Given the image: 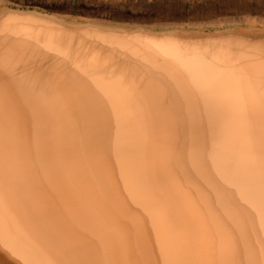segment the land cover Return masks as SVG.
Returning <instances> with one entry per match:
<instances>
[{"label": "bare ground", "instance_id": "bare-ground-1", "mask_svg": "<svg viewBox=\"0 0 264 264\" xmlns=\"http://www.w3.org/2000/svg\"><path fill=\"white\" fill-rule=\"evenodd\" d=\"M46 25L0 22V264H264V41Z\"/></svg>", "mask_w": 264, "mask_h": 264}, {"label": "rangeland", "instance_id": "rangeland-1", "mask_svg": "<svg viewBox=\"0 0 264 264\" xmlns=\"http://www.w3.org/2000/svg\"><path fill=\"white\" fill-rule=\"evenodd\" d=\"M8 15L71 34L264 41V0H0Z\"/></svg>", "mask_w": 264, "mask_h": 264}]
</instances>
